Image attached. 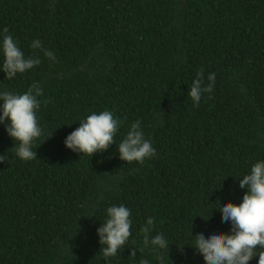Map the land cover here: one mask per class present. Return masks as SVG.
Segmentation results:
<instances>
[{
	"label": "trees",
	"instance_id": "obj_1",
	"mask_svg": "<svg viewBox=\"0 0 264 264\" xmlns=\"http://www.w3.org/2000/svg\"><path fill=\"white\" fill-rule=\"evenodd\" d=\"M5 27L40 63L12 79L0 69V92L37 83L43 135L24 161L0 122V264H205L194 235L230 233L218 209L241 202L264 160V0H0V43ZM201 68L215 83L194 106ZM104 110L121 121L115 143L90 157L64 145ZM137 120L156 150L143 164L117 151ZM121 204L131 236L105 260L96 229ZM148 217L168 249L144 246Z\"/></svg>",
	"mask_w": 264,
	"mask_h": 264
},
{
	"label": "clouds",
	"instance_id": "obj_2",
	"mask_svg": "<svg viewBox=\"0 0 264 264\" xmlns=\"http://www.w3.org/2000/svg\"><path fill=\"white\" fill-rule=\"evenodd\" d=\"M0 51L3 54V63L0 69L7 78H14L17 73H24L40 63L39 57H25L23 51L11 35L8 28H4ZM32 48H41L38 40H33ZM44 55L55 59L54 54L44 50ZM209 83L204 84V69L197 71L187 95L198 106L202 94L212 92L215 83V73L207 76ZM43 90L37 83H33L22 94H14L7 90L0 92V122L7 121L5 130L18 144L14 145L15 154L24 161L36 158L33 150V141L43 135L36 115L40 107L39 96ZM121 121L113 112L104 110L93 112L79 121V127L68 134L64 145L73 152L92 156L102 152L115 143V136ZM49 137V136H48ZM119 158L126 163L138 162L143 164L148 158L155 155L151 141L147 140L140 127V121L132 123L121 142L117 146ZM0 161H6L0 155ZM241 189H246L241 202L224 203L218 210L222 213V222H230L229 234L214 232L207 238L202 233L195 236L194 249L203 257L205 264H248L253 256H259L258 264H264V160L255 162L248 174L239 182ZM106 222L101 224L96 232L99 244L105 245L100 252L105 260L115 257L123 249L131 236V212L124 206H110L106 209ZM208 219V218H207ZM154 219L148 217L141 227L143 243L155 248L168 249L169 243L162 234L151 236ZM261 249V251H257ZM137 249L133 248L129 256L135 257ZM140 264H149L142 259Z\"/></svg>",
	"mask_w": 264,
	"mask_h": 264
}]
</instances>
